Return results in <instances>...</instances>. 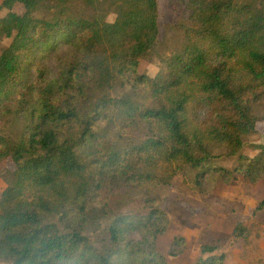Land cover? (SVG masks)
<instances>
[{
	"label": "trees",
	"instance_id": "trees-1",
	"mask_svg": "<svg viewBox=\"0 0 264 264\" xmlns=\"http://www.w3.org/2000/svg\"><path fill=\"white\" fill-rule=\"evenodd\" d=\"M73 1L92 16H74ZM44 4L53 16L35 17ZM180 8L181 45L148 76L138 65L158 44L157 0H2L0 121L19 133H0V162L14 165L0 193L1 263L167 264L156 240L169 219L155 188L184 169L197 187L207 173L222 184L264 178V144L239 154L232 170L213 166L264 122V0H181ZM134 133L137 142L123 141ZM129 192L146 211L113 215ZM110 215L98 246L87 226ZM244 230L237 224L233 235ZM184 246L174 237L167 255ZM218 250L201 245L197 264H225Z\"/></svg>",
	"mask_w": 264,
	"mask_h": 264
},
{
	"label": "rangeland",
	"instance_id": "rangeland-1",
	"mask_svg": "<svg viewBox=\"0 0 264 264\" xmlns=\"http://www.w3.org/2000/svg\"><path fill=\"white\" fill-rule=\"evenodd\" d=\"M2 0H0V3ZM181 0H157L158 4V44L146 59L139 60L138 71L154 76L160 67L161 58L177 51L183 39L181 24L185 16L180 8ZM74 16L91 17L93 11L79 1L70 5ZM22 4L13 6V11L22 14ZM7 10H2L3 16ZM54 9L50 4L40 6L34 12L38 18H51ZM109 15L107 21H113ZM9 40L5 39L2 47ZM0 133L15 139L19 127L0 121ZM137 133L123 137V141L137 142ZM264 144V122H258L254 133L247 135L243 147L234 156L221 155L213 160V166L232 170L236 166L238 155L253 156L257 145ZM14 170L11 159L0 162V193L6 187V179ZM157 203L168 216L169 225L163 235L157 237L156 247L166 259L167 264H197L201 245H217L215 254L225 255V264H264V206L258 207L264 199V178L256 184H250L243 177L237 176L231 183L222 184L209 173L200 178V185H195V173L188 169L177 172L167 185L155 188ZM114 214L144 213L142 196L138 193H125L112 204ZM113 215L98 219V226H87L92 242L100 246L108 239V226ZM240 224L244 230L242 237L233 235L234 227ZM138 240L137 235H130ZM174 237H183L185 246L176 257H169L167 251ZM0 264H3L0 262Z\"/></svg>",
	"mask_w": 264,
	"mask_h": 264
}]
</instances>
